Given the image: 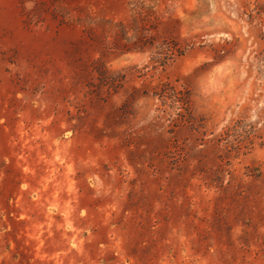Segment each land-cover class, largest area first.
Instances as JSON below:
<instances>
[{
	"label": "rangeland",
	"instance_id": "1",
	"mask_svg": "<svg viewBox=\"0 0 264 264\" xmlns=\"http://www.w3.org/2000/svg\"><path fill=\"white\" fill-rule=\"evenodd\" d=\"M0 264H264V0H0Z\"/></svg>",
	"mask_w": 264,
	"mask_h": 264
}]
</instances>
